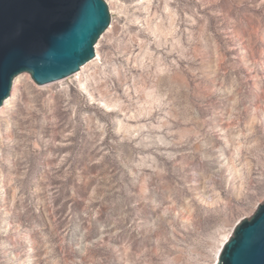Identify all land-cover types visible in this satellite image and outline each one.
Instances as JSON below:
<instances>
[{"label": "rangeland", "instance_id": "obj_1", "mask_svg": "<svg viewBox=\"0 0 264 264\" xmlns=\"http://www.w3.org/2000/svg\"><path fill=\"white\" fill-rule=\"evenodd\" d=\"M106 1L0 111V264H216L264 201V0Z\"/></svg>", "mask_w": 264, "mask_h": 264}, {"label": "water", "instance_id": "obj_2", "mask_svg": "<svg viewBox=\"0 0 264 264\" xmlns=\"http://www.w3.org/2000/svg\"><path fill=\"white\" fill-rule=\"evenodd\" d=\"M111 21L106 0H0V106L19 75L43 85L79 72ZM217 264H264V201L235 223Z\"/></svg>", "mask_w": 264, "mask_h": 264}, {"label": "bare ground", "instance_id": "obj_3", "mask_svg": "<svg viewBox=\"0 0 264 264\" xmlns=\"http://www.w3.org/2000/svg\"><path fill=\"white\" fill-rule=\"evenodd\" d=\"M85 65H87V64H85ZM85 65L82 66L83 68L81 67L82 70L84 69V66H85ZM21 76H22V75H19V76L16 78L15 82H16L17 80H19V79L21 78ZM10 99H11V98L9 97L7 100L4 101V103L0 106V111L3 110V108H4V107L10 102V101H9ZM229 236H230V234H229ZM229 236H227V239L229 238ZM227 239H226V240H227ZM226 240H225V241H226ZM223 244H224V243H223ZM223 244H222V245H223ZM220 249H221V248H220ZM219 252H220V250H219ZM218 256H219V254H218ZM217 260H218V258H217ZM216 264H217V261H216Z\"/></svg>", "mask_w": 264, "mask_h": 264}]
</instances>
